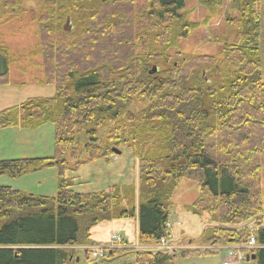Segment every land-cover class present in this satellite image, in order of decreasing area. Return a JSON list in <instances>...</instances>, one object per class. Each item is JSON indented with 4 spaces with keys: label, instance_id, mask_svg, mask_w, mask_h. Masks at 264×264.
<instances>
[{
    "label": "trees",
    "instance_id": "16d2710c",
    "mask_svg": "<svg viewBox=\"0 0 264 264\" xmlns=\"http://www.w3.org/2000/svg\"><path fill=\"white\" fill-rule=\"evenodd\" d=\"M27 1L1 0L3 11L15 15ZM35 1V51L42 82L55 95L1 110L0 130L52 125L54 157L0 161V176L57 168L59 183L55 197L0 186V264L77 263L69 247L91 246L98 226L132 219L140 247L100 261L88 252L89 263L132 256L127 264H175L178 256L151 247L169 237L166 225L183 180L200 188L185 211L208 217L203 246H244L255 226L258 248L249 254L264 264L261 1L229 0L236 16L225 23L235 31H225L220 54L187 57L180 42L212 21L222 0L203 2L208 16L199 24L187 21L186 0ZM11 64L0 44V87L9 85ZM135 101L138 111L131 108ZM115 148L138 161V184L76 192L67 174L110 163Z\"/></svg>",
    "mask_w": 264,
    "mask_h": 264
},
{
    "label": "rangeland",
    "instance_id": "374dc122",
    "mask_svg": "<svg viewBox=\"0 0 264 264\" xmlns=\"http://www.w3.org/2000/svg\"><path fill=\"white\" fill-rule=\"evenodd\" d=\"M205 0H186L184 14L187 21L205 22L207 9L203 5ZM262 4V41L264 82V0ZM223 6L217 11L211 22L200 24L191 35L180 42L179 51L185 56L219 55L224 40H228L225 31L235 30L225 23L226 16L234 18L236 11L231 10L229 0H222ZM4 3L0 0V44H5L10 52L12 64L10 66L9 85L0 87V109L11 108L24 103L31 98H50L55 95L54 86L43 84L42 59L36 55L39 37L34 15L39 11L35 0H29L22 5L25 12L3 11ZM230 9V11H226ZM226 11V12H225ZM66 25V24H65ZM233 30V31H231ZM66 32V31H65ZM69 33V32H67ZM178 52L173 50L172 53ZM132 110L138 111L142 107L135 101ZM39 140L41 147H35ZM37 144V143H35ZM54 157V127L45 125L37 130L3 129L0 130V161L18 159H36ZM69 168H75L76 162L67 160ZM262 189L264 206V154L261 158ZM58 169L43 168L39 171L12 177L9 174L0 176V186L10 187L26 194L42 197H55L58 189ZM67 178H74L75 187L79 193H96L107 191L111 186H128L138 184V161L124 149L121 156L112 158L110 163L99 161L82 167L77 173H68ZM200 188L191 180H183L178 186L174 198L170 223H180L181 226H172L171 238L166 241V246H173L170 254H176L178 258L175 264H236L233 260L228 263V247L221 251L205 254L204 244L200 236L209 225L208 217H195L185 211V207L191 205L198 197ZM135 222L137 219L120 220L106 223L95 229V243L91 246H75L68 249L73 252L76 262L73 264H90L84 251H100L101 247L110 237L117 235L125 238L129 246H135L136 233ZM256 229L251 226V229ZM95 246H97L96 249ZM131 250L125 249L123 251ZM192 254H188L189 252ZM187 252V253H185ZM187 254L184 257H179ZM108 254V253H106ZM106 257V255H105ZM90 259V258H89ZM92 261V259H90ZM133 263V257L128 256L115 260L113 264ZM101 264V263H100ZM237 264H258L256 261H242Z\"/></svg>",
    "mask_w": 264,
    "mask_h": 264
},
{
    "label": "built area",
    "instance_id": "2783aa9c",
    "mask_svg": "<svg viewBox=\"0 0 264 264\" xmlns=\"http://www.w3.org/2000/svg\"><path fill=\"white\" fill-rule=\"evenodd\" d=\"M120 240H121V239H120L119 237H117V236H114V237H113V242H118V241H120ZM254 244H255V240H254V238H252L251 241H250V243H249V246H250V247H253ZM109 247H112V245H109ZM161 249L169 250L170 247L166 246V245L164 244V242H163ZM230 255L233 256L232 253H231ZM94 256H95V257H101L102 254L95 253Z\"/></svg>",
    "mask_w": 264,
    "mask_h": 264
},
{
    "label": "water",
    "instance_id": "95a60500",
    "mask_svg": "<svg viewBox=\"0 0 264 264\" xmlns=\"http://www.w3.org/2000/svg\"><path fill=\"white\" fill-rule=\"evenodd\" d=\"M72 30H73V27H72L71 21L70 20H67L66 25L64 26V31L71 32ZM155 72H156V69H154L152 73H155ZM113 152L116 155H118V156L121 155V152L119 150L114 149ZM255 259H256V257L255 256H252V260H255ZM249 260L250 259L247 258V261H249Z\"/></svg>",
    "mask_w": 264,
    "mask_h": 264
},
{
    "label": "crops",
    "instance_id": "0c3cea01",
    "mask_svg": "<svg viewBox=\"0 0 264 264\" xmlns=\"http://www.w3.org/2000/svg\"><path fill=\"white\" fill-rule=\"evenodd\" d=\"M4 109H6V108L3 107V108L0 109V111H1V110H4ZM38 141H39V140H37V141L35 142V143H37V144L34 143L36 149H37V148L39 149V147H41V144H40V142H38ZM134 224H135V226H136V222H135Z\"/></svg>",
    "mask_w": 264,
    "mask_h": 264
}]
</instances>
